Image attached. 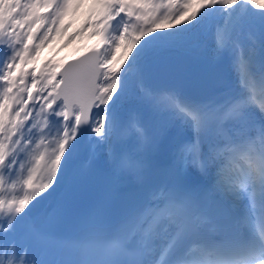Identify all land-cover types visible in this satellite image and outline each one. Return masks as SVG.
<instances>
[{
	"label": "snow or ice",
	"instance_id": "1",
	"mask_svg": "<svg viewBox=\"0 0 264 264\" xmlns=\"http://www.w3.org/2000/svg\"><path fill=\"white\" fill-rule=\"evenodd\" d=\"M69 6L0 0V264H264V2L99 0L88 55L58 74L20 69ZM199 51L230 60L238 90L146 86L173 71L166 53ZM161 150L163 179L136 201L103 195L73 215L89 177L143 182L144 154Z\"/></svg>",
	"mask_w": 264,
	"mask_h": 264
},
{
	"label": "bare ground",
	"instance_id": "2",
	"mask_svg": "<svg viewBox=\"0 0 264 264\" xmlns=\"http://www.w3.org/2000/svg\"><path fill=\"white\" fill-rule=\"evenodd\" d=\"M74 0H70V4ZM80 1V0H78ZM41 13H43L45 10L41 9ZM99 11V0H93L91 3V6L88 9L87 14L85 15V18H83L79 25H77V28H81V24L83 26H87V23H85L87 17H90L91 15L96 17V13ZM67 13V10L65 14ZM64 14V15H65ZM94 20V17L92 18ZM91 20V21H92ZM68 23L65 24V28H68ZM82 26V27H83ZM94 28H88V31L84 34H78L75 32V29L72 39L75 41V44L71 50H68L65 53L60 52V49L55 50L53 54L49 55L48 52V44L54 39V32L50 34V37L41 47H39L35 54L32 55L27 59L26 63H22L20 65V69H23L25 71H31L32 69H35V74L39 76L40 72H53L54 70L58 67V65L66 58L75 56L77 53L88 49V48H95L99 42L100 38L96 35H93ZM70 40V38L66 37L64 42ZM35 41H28L29 46L34 43ZM121 53H117V56H119ZM166 59L168 60V63L171 62H176L175 65L177 66V74L173 73V75L177 76V81L180 82V84H188L187 88L191 86V84L198 82L202 72L207 69L208 67L212 65H221L222 66V72L221 74L216 78L214 83L211 85L210 90H209V95H220L222 94L225 90H238V82L236 78V74L231 68V62L230 60L224 59V60H219L214 57V55L210 52H205V51H199V52H192V53H185V52H169L166 53ZM226 62V63H225ZM227 64L226 67L224 68L223 65ZM47 65V67H45ZM256 69L260 67V60L259 56L257 58V63H256ZM176 70V69H175ZM169 72H164L161 73L160 75H153L150 77L146 83V86L150 89H162V84H160L163 79L167 76ZM15 75H19V70H14ZM235 75V78L233 76ZM35 91V89L33 90ZM133 109H136L139 111L140 116L142 117L143 121L147 124L157 126L161 124H165L168 120V117L155 113L148 109L145 106L138 105V104H132L130 105ZM257 114L259 111L257 110ZM169 127L172 129L174 133V139H179L180 136L183 134L181 130L174 128L173 126L169 125ZM126 149L129 150H136V144L135 140H129L127 144L124 145ZM145 159L148 162V169L153 168V166L156 164L157 160L160 158V151L156 152H150V153H145L144 154ZM163 160L166 159V156L163 153ZM162 160V161H163ZM135 179L138 184L141 183V181L134 176H126L124 179ZM123 179V178H122ZM120 179V180H122Z\"/></svg>",
	"mask_w": 264,
	"mask_h": 264
},
{
	"label": "rangeland",
	"instance_id": "3",
	"mask_svg": "<svg viewBox=\"0 0 264 264\" xmlns=\"http://www.w3.org/2000/svg\"><path fill=\"white\" fill-rule=\"evenodd\" d=\"M260 2H264V0H260ZM92 3V0H74L69 8L67 9V13L65 15L62 16V18L58 21V23L56 24V32H55V35H54V39L49 42L48 44V52H49V55L53 54V52L55 50H59L60 49V52L62 53H65L67 52L68 50H71L75 44V41L73 39H70L66 42H64L66 36L68 34H70L72 32V30L77 26L79 25L80 21L85 18V15L87 14V11L90 7ZM91 19L92 18H88L86 19L85 23L90 24L91 22ZM66 20H69L71 27L65 31L64 34H61V29H62V24L64 21ZM81 26H83L81 24ZM81 29H84V32L87 31V26H86V29L85 28H81ZM159 30V29H158ZM119 59V58H118ZM163 63H166L168 65H170L172 68H173V71L169 72L167 74V76L164 78L165 81L163 80L162 82L166 84V86H168V88H173V87H181L183 88V90H185L188 86V84H180V82L177 81V76L176 75H173V73L177 74V66L175 65V61L174 62H171V63H168V60L166 59V55H164L163 57ZM231 65V64H229ZM260 68V67H258ZM257 68V69H258ZM176 69V70H175ZM161 73H157V75H160ZM233 78H235V75L233 76ZM256 119H260L261 118V114L260 113H256Z\"/></svg>",
	"mask_w": 264,
	"mask_h": 264
},
{
	"label": "water",
	"instance_id": "4",
	"mask_svg": "<svg viewBox=\"0 0 264 264\" xmlns=\"http://www.w3.org/2000/svg\"><path fill=\"white\" fill-rule=\"evenodd\" d=\"M93 49H88L83 53L78 54L75 57L67 58L56 70L55 73L63 71V69L69 64L78 59H82L84 56L88 55ZM221 70L218 66H214L203 72L202 77L199 78L198 82L194 83L191 88L186 90V93L194 96H208L211 85L214 83L216 78L220 75Z\"/></svg>",
	"mask_w": 264,
	"mask_h": 264
}]
</instances>
